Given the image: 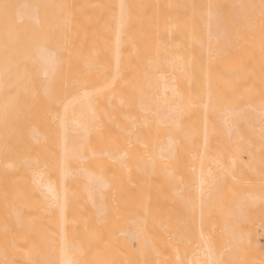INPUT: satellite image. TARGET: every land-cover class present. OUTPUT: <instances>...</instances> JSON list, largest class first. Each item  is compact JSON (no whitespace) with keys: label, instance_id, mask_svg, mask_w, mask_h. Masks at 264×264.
Returning <instances> with one entry per match:
<instances>
[{"label":"bare ground","instance_id":"1","mask_svg":"<svg viewBox=\"0 0 264 264\" xmlns=\"http://www.w3.org/2000/svg\"><path fill=\"white\" fill-rule=\"evenodd\" d=\"M46 41L73 105L0 140V264H264V0H65Z\"/></svg>","mask_w":264,"mask_h":264},{"label":"rangeland","instance_id":"2","mask_svg":"<svg viewBox=\"0 0 264 264\" xmlns=\"http://www.w3.org/2000/svg\"><path fill=\"white\" fill-rule=\"evenodd\" d=\"M54 1L58 2L57 12L52 11V5ZM4 4H9L11 7L5 9L3 7ZM107 4L110 8H112V10H117L120 6V0H107ZM15 6L16 8L21 9L23 11L22 13L26 16L20 18L19 14H17L15 11ZM26 8L29 9L24 11ZM91 8L94 9L92 4ZM116 22L119 24V14L116 17ZM64 23L65 0H0V70L2 74L0 86V140L3 137L9 139L18 137L21 139H28L33 136L32 133L35 130L48 131L52 129L51 126L53 123H57L59 120L64 121V117L67 113V107L73 105L71 101H68V99L72 98L75 92H73V89H71L70 94L65 95V90L61 89V87L64 86V82H61V80H56L58 81L56 86L54 85L53 87H48L50 84H48L47 79L41 75L42 65L41 61L39 60L40 58H38L39 55L35 50H33V45L35 43L41 44L43 42H47L46 36L49 33L56 34L57 43H61ZM119 32L120 29L118 27L117 35L114 36L118 47L120 46ZM122 35L123 33H121V36ZM76 65L79 64L77 63L75 66ZM23 184L24 183H22V186L26 185L27 183L24 185ZM19 189L21 188L19 187ZM27 190H29L30 195L26 194L25 196L28 195L29 197L31 196V187L25 189L26 193ZM22 191L20 190L21 193ZM12 192L14 193L13 190ZM19 196L18 198H20V200L25 198V196L24 198ZM11 198H8V200L11 201ZM8 200L6 199L0 203L3 202L2 205H4V202L6 203ZM14 200L16 201V199ZM18 200L15 202L17 205H15L16 207H18ZM26 200L24 199V201ZM27 202L29 203L30 200H27ZM8 203L6 204L8 205ZM28 203L26 205L28 207H26L27 210L29 209ZM11 204L9 203L11 206H9V208L6 206L7 210L10 211L11 208L13 212L15 210V214L14 217L12 216L9 218L8 216L9 219L7 218L4 220L6 222L7 220L15 218V216L20 218L23 216L22 214L24 211H21L25 208L24 205H22L24 208H21L20 214L18 213L19 209H14V206L12 209L13 204ZM0 207L2 216L9 214V212L8 214H3L7 213V211H3L4 206ZM4 218L5 216L3 218L1 217V219ZM13 220L9 222H12L13 225L17 224V222L15 223V220L13 223ZM6 222L5 227L9 225ZM0 224L2 228L4 224L2 222ZM8 232L9 231H6L3 234H0V242H4L2 244L7 247L6 249L4 247L6 252L11 246H6L9 244V242L6 243V238L4 241H1L3 238L1 236L6 234L9 235L10 233L8 234ZM14 234L15 233L13 232L11 235L15 237ZM2 244L0 243V245ZM11 245L13 246L15 244L12 243ZM0 250L4 251L3 249ZM4 252H0V254L3 255ZM3 259L4 258L1 257V260Z\"/></svg>","mask_w":264,"mask_h":264},{"label":"snow or ice","instance_id":"3","mask_svg":"<svg viewBox=\"0 0 264 264\" xmlns=\"http://www.w3.org/2000/svg\"><path fill=\"white\" fill-rule=\"evenodd\" d=\"M3 7H4L5 9H8V8L11 7V6H10L9 4H4Z\"/></svg>","mask_w":264,"mask_h":264}]
</instances>
